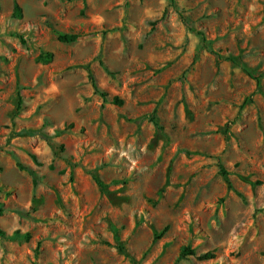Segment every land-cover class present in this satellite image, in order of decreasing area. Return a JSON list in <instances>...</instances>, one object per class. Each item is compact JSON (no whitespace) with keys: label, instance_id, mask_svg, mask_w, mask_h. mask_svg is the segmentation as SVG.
<instances>
[{"label":"rangeland","instance_id":"obj_1","mask_svg":"<svg viewBox=\"0 0 264 264\" xmlns=\"http://www.w3.org/2000/svg\"><path fill=\"white\" fill-rule=\"evenodd\" d=\"M0 232V264H264V0H0Z\"/></svg>","mask_w":264,"mask_h":264},{"label":"trees","instance_id":"obj_2","mask_svg":"<svg viewBox=\"0 0 264 264\" xmlns=\"http://www.w3.org/2000/svg\"><path fill=\"white\" fill-rule=\"evenodd\" d=\"M18 13H19V9H18V7H17V5H16L15 3H13V7H12V15H16V16L18 17V16H19ZM199 35H200V37H201V39H202V42H203V41H204L203 36H202L201 34H199ZM76 39H77V36H76V35H57V36H56V40H57L58 42H60V43H65V44L73 43ZM228 60H229L230 62H232V63L234 62L232 59H228ZM88 78H89V80H90V86H91L93 92L96 93L101 99H104V98H105V93L101 92V91L97 88V86H96V84L94 83V80H93V78H92V76H91L90 74H88ZM112 103L115 104V105H120V104H121V101H120L118 98L113 97V98H112ZM19 104H20V101H19V99H18L17 107L19 106ZM151 122H152V125L154 126V128L158 129V126H157V124H156V121H155L153 118H151ZM63 131H64V129H62L61 131L55 130L54 133H53L54 137L59 136ZM21 133L24 134V135H26V136H29V137H30V136H34V135H38L42 140H44V141H47V140H48V137H47V136H45V135H40V134H38V133L35 132V131L22 130ZM9 155H10L12 158H14L13 155H12L11 153H9ZM16 166H17L18 168H20V169H23V168H22L20 165H18V164H16ZM220 172H221V174H222L223 176L226 174L225 171H224L223 169H220ZM91 177H92L94 183L96 184V186L99 188V190H100V191H103V190H104L103 185H102V184H101V183L95 178L94 174H91ZM0 235H2L1 232H0ZM114 239H115V241H116V237H115V236H114ZM120 250H122V249L120 248ZM191 254H192L191 251L188 250L187 248H185V249L182 251V253L180 254V257L187 256V255H191ZM211 256H212V255H211L210 253H203V254H201L198 258L201 259V260H203V259H208V258H210ZM131 262H132V264H135L133 261H131Z\"/></svg>","mask_w":264,"mask_h":264}]
</instances>
